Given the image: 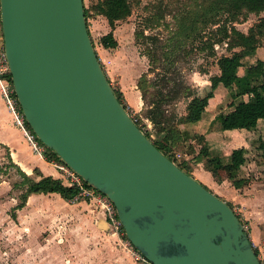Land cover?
Returning <instances> with one entry per match:
<instances>
[{"label": "water", "instance_id": "obj_1", "mask_svg": "<svg viewBox=\"0 0 264 264\" xmlns=\"http://www.w3.org/2000/svg\"><path fill=\"white\" fill-rule=\"evenodd\" d=\"M3 48L36 136L106 194L152 264H263L227 201L161 151L120 101L84 0H0Z\"/></svg>", "mask_w": 264, "mask_h": 264}, {"label": "rangeland", "instance_id": "obj_2", "mask_svg": "<svg viewBox=\"0 0 264 264\" xmlns=\"http://www.w3.org/2000/svg\"><path fill=\"white\" fill-rule=\"evenodd\" d=\"M105 1L84 0L91 37L98 56L102 58L100 61L105 72L111 63L109 58L115 64L114 68L108 70L110 79L115 85H118L122 75L120 73H125L124 71H128L126 80L130 78L131 74L133 79L142 73L146 75L144 77L146 99L143 108L137 111L134 107L128 106V102L124 100L127 109L142 130L149 134L153 140L168 135L169 127H178L181 132L175 139L170 154H172L173 160L180 162L186 169L192 170V166L188 164V157H196L202 146L205 143L208 145V142L195 136L196 133L188 131L187 123L180 122L181 117L187 112V105L192 97L190 94L200 93L203 95L206 93L207 87L200 90L198 87L201 86H197L196 83L204 85L202 77H200L204 71L215 73L219 69L218 59L220 57H228L231 66L234 65L233 57L237 58L236 54L240 51L234 50L235 47H230V49L226 47L225 40L222 41L225 33H231L232 28L247 30L250 28L254 35L259 36L256 25L260 22L261 14L249 12L245 8L236 9L232 7L233 4H230L229 0H131L132 13L126 19L118 21L114 29L119 46L106 50L99 39L111 30V26L103 15L96 13L97 7L105 4ZM259 40L258 46H264V36H260ZM131 71L132 73L129 74ZM5 78L8 79L7 76ZM253 81L255 84L261 83L259 79L254 78ZM8 83L11 85L9 80ZM156 102L162 105L166 116L160 126L146 116L148 108L155 107ZM15 124L17 123L15 122ZM160 127H165V129L159 131ZM251 141L252 152H248L246 159L244 158L246 161L240 165L234 177V180L240 181L242 186L254 182L264 185V134L263 136L252 135ZM51 162L53 165L65 163L59 159H53ZM58 170L63 173L59 168ZM26 173L13 164L9 149L0 142V235L2 237L0 240H4L3 244H0V249H3L2 254L0 253L1 263L26 264L28 260L25 248L29 242H32L36 245L34 249L37 257L43 252L47 255L43 259L48 257V260H45L43 264H76L77 252L73 248V237L67 236L60 240L56 236L49 237L47 235L52 229L59 228L55 216L54 220L56 221L53 220L49 224V216H44V213L51 210L44 208L36 200L37 207L19 206L20 203L25 202L30 182L40 178L34 171L27 173L29 176ZM61 173L57 178L66 185ZM224 174L226 173L221 172L218 178ZM213 187L208 188L212 191L219 190V188ZM237 190L240 189L237 188ZM226 197L229 196L226 195ZM229 202L235 212L240 215L243 224L247 226V232L251 230V222L264 221V219L256 218L258 216L246 218L243 210L249 208V205L232 200ZM71 203L73 202L67 201L65 204L68 219L66 222L60 223L62 228L73 227ZM84 204H86L85 201ZM262 206L264 204L260 205V208ZM73 207L76 210L79 208V206ZM20 213L23 217L28 214H37L39 215L37 217L44 216L39 218L41 233H38V236L35 235L37 230H35L36 232L33 230L35 226L29 222L30 226H27V222H25L23 227L16 228L14 231L12 226L14 222L19 223L17 216ZM51 213L53 212L51 211ZM50 218L51 221L53 216L51 215ZM41 219H44L45 222H42ZM42 223H46V225L44 226ZM259 225L264 235V224ZM67 231L70 232V230ZM36 241H41V243H36ZM65 243L67 245L65 246L66 258L64 261V259H60L59 251ZM13 248L16 249L17 254L12 252ZM133 248H131L132 264H152L135 247ZM254 248L257 249V246ZM7 251H9L8 254ZM257 251L259 252L258 249ZM22 253L26 257L21 258Z\"/></svg>", "mask_w": 264, "mask_h": 264}, {"label": "crops", "instance_id": "obj_3", "mask_svg": "<svg viewBox=\"0 0 264 264\" xmlns=\"http://www.w3.org/2000/svg\"><path fill=\"white\" fill-rule=\"evenodd\" d=\"M261 16H264V11L261 12ZM239 30L245 33L248 32L247 29ZM1 44H3V33L0 20V47ZM118 46L119 43L116 47H103L108 50L117 48ZM234 50L240 51V53L236 54L237 58L233 57V66L237 68L238 74L241 77L246 76V69L250 64L254 63L257 59L264 60V46H257L252 50H245L241 47H235ZM245 53L247 54L245 55ZM98 57L100 60L102 59L100 56ZM108 60H111L109 67H107L109 70L114 68L115 64L112 59L108 58ZM108 70L106 71V74H108L107 76L109 77L111 84L121 92L124 100L128 102V106L134 107L137 111L142 109L144 106V99L139 87V79L143 73L136 75V77L133 79V77H131V71L129 73L131 74L130 78L126 80L128 71H124L125 73L121 72V80L119 81L118 85H115L110 79ZM134 72L136 74V71ZM219 73L220 68L217 69L215 73H212L211 71H204L202 75H200L204 85H199V83L196 84L197 86H201L198 87L200 90L207 87L206 93L208 94V100L204 104V113L202 118L198 121L187 123L186 128L190 132L204 135L211 152L215 154L216 164L220 165L221 172H225L226 174L221 175V178H217L206 167L205 158L199 159L197 156L193 158L188 157V164L192 166V170L189 171L204 185H207L210 188L213 186L219 188V190L214 189L213 191L225 201L229 202L232 200L233 202L249 205L250 207L246 208L245 211L242 209L243 214L247 216L246 218H249V216H258L256 218L264 219V206L260 208V205L264 204V185L262 183L254 182L242 186L240 185V181L238 182L234 180V177L228 176L229 173L234 169L233 164L229 162V156L231 152L237 148H244L246 153L243 158L246 159L248 152H252V135L255 134L263 136L264 134V118H254L251 117L249 113H247L245 115L243 127L221 129L219 121L216 120V116L219 113L228 115L233 110L235 104L240 99L247 100L249 98V94H238L240 91V86L236 84L230 87L219 84L216 88L212 89L210 77ZM123 76L125 77L124 79ZM259 80L261 82L260 84H255L253 79H249V83L264 91V82L261 78ZM4 102L5 101L0 92V142L5 144L9 149L13 164L20 167L21 170L27 172L28 174L33 171L38 173L40 178L47 175H52L57 178L61 172L55 165H53L51 161H48L43 154L36 153L33 150L32 146L24 135V130L18 124H15L14 115L9 111L6 103ZM244 161L246 160L241 161L240 165L243 164ZM62 174L63 173H61V176ZM40 178L36 180H39ZM237 188L240 190H237ZM226 195L229 197H226ZM35 200L39 201L44 208H47L53 212L51 213V211H47L44 213V216H49V221L51 219L50 216H53L52 220L50 222L48 221V224L52 223L54 216L56 217L59 228L52 229L51 232L47 234L49 237L56 236L60 238V240L67 236L75 238H72V240L74 242L73 248L77 252L76 264H132L131 248L125 245V237H123L120 232L112 227L111 223L107 220L103 209L88 201H85L86 204L84 205V201L77 202L78 204L71 203L70 205L73 208L72 218L74 222L72 224L73 227L67 229L65 227L62 228L60 223H64L68 219L65 204L67 201L71 202L70 200L65 199L60 193L57 192H32L27 195L23 207H37L38 204H35ZM73 206H79L78 210H76ZM37 216L39 215L28 214L26 217H23L20 213L17 216L19 223L17 224L14 222L12 228L15 231L16 228L23 227L25 225L24 223L27 222V226H30V224L35 226L33 230L34 232L37 230L35 235L38 236V233H41V224H39V218L44 216ZM41 221L45 222L44 219H41ZM259 224H264V221L258 220L256 222H251V230L248 231V234L253 245L257 246L260 258H262L264 261V235ZM45 225L46 223L44 226ZM66 229L70 230V232H68ZM1 238L2 237L0 235V239ZM3 242L4 240H0V244H3ZM37 242L41 243V241H36V243ZM66 245L67 244L65 243L64 247H60L59 251L60 259H64V261L66 258ZM35 246L36 245L32 242H29L28 246H26L27 248H25V253L27 254L28 260L26 264H43L45 260H48V257L43 259L45 256H47L44 252L39 255V257H37V253L34 249ZM13 250L14 251L12 252L17 254L16 249L13 248ZM2 252L3 249H0L1 254ZM8 252L9 251L6 253L8 254ZM22 255H20L21 258L26 257L24 253H22Z\"/></svg>", "mask_w": 264, "mask_h": 264}, {"label": "trees", "instance_id": "obj_4", "mask_svg": "<svg viewBox=\"0 0 264 264\" xmlns=\"http://www.w3.org/2000/svg\"><path fill=\"white\" fill-rule=\"evenodd\" d=\"M229 2L230 4H233L232 7H235L236 9L245 8L249 12H254L258 14H261V12L264 11V0H229ZM96 13L104 15L107 18L109 25L111 26V30L100 37L99 39L100 43L105 48L116 47L118 45V40L115 37L114 29L118 21L126 19L132 13L131 0H106L105 4L97 7ZM85 16L87 19L88 14L86 7H85ZM256 27L258 28L257 32L259 36L254 35L253 30L250 28L246 33L240 31L239 29L232 28L233 30L231 31V33L228 32L225 33L224 39H222V41L225 40L224 42L226 43V47L229 49L230 47L234 48L238 46H241L245 50L255 49L259 45L260 36H264V16L261 17L260 22L256 25ZM88 30H89V25H88ZM214 45L215 43L213 44V46ZM0 48H3V44H1ZM218 64L220 68V73L210 77L212 89L216 88L219 84H223L224 86L227 87L236 84L240 86V91L238 94H243V93L249 94V98L247 100L240 99L235 104L233 110L228 115L219 113L216 116V120H218L220 123V128L227 129L233 127H238V128L243 127L245 115L247 113H249V115L254 118H258V119L264 118V91L258 89L255 85H251L249 83V79H254V78L255 79L261 78L262 81L264 82V60L257 59L254 63L250 64L246 69V76L244 77H241L238 74L236 67L231 66L229 64V60L227 57L225 56L220 57L218 59ZM7 77L8 80L13 85L11 73L8 74ZM144 77H146V75L143 73L139 79V87L142 92V97L145 101L146 89L144 84ZM114 90L120 101L127 108V104L125 103L121 92L115 87ZM190 95L192 97L188 102L187 112L183 117H181V121H180L181 123H185V124L189 122L198 121L202 118L204 113V104L208 100L207 93L203 95L201 94H190ZM146 116L150 120H152L153 123L159 126L161 125L163 120L166 119L165 112L162 109V105L159 102L155 103V107L148 108V114ZM25 124L30 130H32L26 120H25ZM163 129H165V127L164 128L160 127L159 131H163ZM180 132L181 130L178 127L177 128L169 127L167 130L168 135L158 140H153L149 134L146 135L150 139H152V141L161 151H163L171 159H174L172 154H170V151L174 145L175 139L179 137ZM195 136H198V138L205 140L204 135H200L196 133ZM38 140L45 147L43 155L48 161H53V159H59L60 161L64 162L53 149L45 145L39 138ZM245 153L246 150L244 148H237L231 152L229 156V162L233 164L234 169L229 173L228 176L235 177V174L240 168V162L244 160L243 157ZM263 155H264V151H263ZM197 158L199 159L205 158L206 167L213 173L214 176L218 178L219 174L221 173L220 165L216 164L215 154L211 152L209 146L206 143L202 146L201 151L197 154ZM177 163L182 169L190 173L189 169H186L180 162ZM242 182L244 183L243 180ZM206 187L208 186L206 185ZM77 191H78L77 187L65 185L64 183H62V181L59 178H56L52 175H47V176H42L39 180H32L30 182V185L27 189V193L25 196V201L27 195L32 192H38V193L57 192L60 193L61 196L64 197L65 199L70 200L77 193ZM228 203L230 205V202ZM24 204L25 202L20 203L19 206L23 207ZM237 215L240 218V215L238 213ZM122 230L125 232L123 227ZM255 250L256 253L258 254L259 252L257 251L256 248Z\"/></svg>", "mask_w": 264, "mask_h": 264}, {"label": "built area", "instance_id": "obj_5", "mask_svg": "<svg viewBox=\"0 0 264 264\" xmlns=\"http://www.w3.org/2000/svg\"><path fill=\"white\" fill-rule=\"evenodd\" d=\"M8 74H10V68L7 62L6 54L4 48H0L1 95L7 105V108L9 109L10 112L13 113L15 122L24 130L25 136L28 139L33 150L36 153L43 154L45 147L42 143H40V141L36 137V134L26 126L25 118L22 113L17 96L15 95L14 87L12 84L11 86L8 83V79L5 78ZM55 165L60 170L63 171L62 177L65 179L66 185L75 186L78 188L77 193L70 199V201L73 203H77L80 201H88V202H92L97 207L103 209L106 218L111 223L112 227H114L118 232H120V234L123 237H125L124 240L125 245H127L130 248H133L134 246L132 245L131 241L128 239V237L125 235V232L122 230L123 226L117 215V210L112 200L106 194H104L103 192H101L91 184H89L85 179L82 178L81 175H79L66 163H56ZM244 228L245 230H247L246 225H244ZM260 259L264 264L262 258Z\"/></svg>", "mask_w": 264, "mask_h": 264}]
</instances>
